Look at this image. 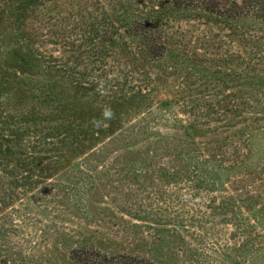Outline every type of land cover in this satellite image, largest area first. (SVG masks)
Here are the masks:
<instances>
[{"label":"rangeland","instance_id":"obj_1","mask_svg":"<svg viewBox=\"0 0 264 264\" xmlns=\"http://www.w3.org/2000/svg\"><path fill=\"white\" fill-rule=\"evenodd\" d=\"M90 5L38 0L12 23L0 15V255L246 264L225 247L238 243L233 221L264 208V29L188 17L159 61L126 37L132 56L117 63L90 53L92 23L103 33L116 15ZM190 164L213 185L189 183ZM220 201L228 209L213 212Z\"/></svg>","mask_w":264,"mask_h":264},{"label":"trees","instance_id":"obj_2","mask_svg":"<svg viewBox=\"0 0 264 264\" xmlns=\"http://www.w3.org/2000/svg\"><path fill=\"white\" fill-rule=\"evenodd\" d=\"M90 2L93 11H97L99 7L102 9L106 5L111 13H116L114 21L105 16L103 33L100 22L95 19L92 23L91 31L94 32L90 34V53L101 59L113 56L112 62L117 63L126 55L132 56V52L128 51L122 54V50L128 46L127 41L123 42L126 37L132 38V42L138 44L142 61H159L168 51L167 43L172 35L170 28L174 26V22L188 17H203L207 21L206 24L208 22L222 24L234 35L242 34L236 23L245 17L252 19L254 25L258 24L259 28L264 29V0H147V4H141L140 8H133L125 2L119 3V0H90ZM37 3L38 0H0V15L4 17L9 13L12 23L17 11H31L32 6ZM98 32L102 34L97 36ZM103 34L105 35L102 40L100 36ZM95 36L99 37V41L96 42ZM133 58L130 65L134 62ZM223 61L227 62V59ZM138 81L137 86L135 85L138 92L144 91L146 88L143 79ZM190 165L189 183L200 180L197 184L213 185L214 180L203 175V169H199L195 164ZM209 208H212L213 212H223L228 209L222 201ZM250 215L252 219L241 217L240 221H233L235 231L232 233V238L236 237L238 243L236 245L235 242L232 246L228 244L225 250L230 252L234 249L236 256L246 264H264V208L254 210ZM258 226L263 231L254 234L253 238L246 237L249 231L254 232ZM249 249L253 253H248ZM73 257L82 264H155L136 256L108 255L96 249H81L79 254L76 253ZM0 264L29 263L12 261L5 255H0Z\"/></svg>","mask_w":264,"mask_h":264},{"label":"clouds","instance_id":"obj_3","mask_svg":"<svg viewBox=\"0 0 264 264\" xmlns=\"http://www.w3.org/2000/svg\"><path fill=\"white\" fill-rule=\"evenodd\" d=\"M103 115H104V117H105L106 119H110V118H112L113 113H112L111 109H105Z\"/></svg>","mask_w":264,"mask_h":264}]
</instances>
